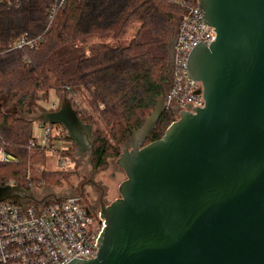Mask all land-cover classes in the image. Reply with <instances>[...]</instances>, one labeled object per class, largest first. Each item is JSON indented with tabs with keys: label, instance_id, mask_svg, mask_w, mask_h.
<instances>
[{
	"label": "water",
	"instance_id": "95a60500",
	"mask_svg": "<svg viewBox=\"0 0 264 264\" xmlns=\"http://www.w3.org/2000/svg\"><path fill=\"white\" fill-rule=\"evenodd\" d=\"M198 3L217 34L210 45L199 41L187 62L205 106L181 112L144 145L166 110L174 36L161 97L117 160L127 178L102 211L98 254L67 264H264V0ZM38 120L63 125L76 155L93 156V124L71 98ZM36 199L17 185L0 187V202Z\"/></svg>",
	"mask_w": 264,
	"mask_h": 264
},
{
	"label": "trees",
	"instance_id": "16d2710c",
	"mask_svg": "<svg viewBox=\"0 0 264 264\" xmlns=\"http://www.w3.org/2000/svg\"><path fill=\"white\" fill-rule=\"evenodd\" d=\"M51 6L52 0H0V105L24 114L0 109V146L15 158L0 161V187L13 182L31 190L34 183L53 185L75 172H28L37 154L44 157L40 149L29 148L34 125L29 114L51 91L77 97L80 119L93 124L94 170L119 156L120 146L143 126L161 97L166 46L184 12L171 0H67L51 20ZM23 36L36 40L35 47L12 48ZM177 119V111L165 110L147 144ZM62 156L75 163L74 153Z\"/></svg>",
	"mask_w": 264,
	"mask_h": 264
},
{
	"label": "built area",
	"instance_id": "2783aa9c",
	"mask_svg": "<svg viewBox=\"0 0 264 264\" xmlns=\"http://www.w3.org/2000/svg\"><path fill=\"white\" fill-rule=\"evenodd\" d=\"M67 0H52V20ZM183 8L176 31L174 58L170 84L166 87V110L193 112L205 106L202 83L194 79L187 67L191 50L199 43L210 45L216 40V31L203 21V10L198 0H171ZM36 40L21 37L12 48L35 47ZM71 141L61 124L35 121L30 149L54 153L57 163L64 167L70 160L62 154L71 153ZM0 161L13 162L0 146ZM12 184V183H10ZM36 197L27 204L0 202V264H67L72 259L95 258L105 224L101 214L94 218L88 213L78 195ZM46 198L44 201H42Z\"/></svg>",
	"mask_w": 264,
	"mask_h": 264
},
{
	"label": "rangeland",
	"instance_id": "374dc122",
	"mask_svg": "<svg viewBox=\"0 0 264 264\" xmlns=\"http://www.w3.org/2000/svg\"><path fill=\"white\" fill-rule=\"evenodd\" d=\"M133 31L130 32L129 36L132 35ZM65 97H69L71 98L72 102H73V106L74 108L77 110L78 107V103H79V99L77 97H75L73 94L68 93L66 90H64L60 95H57L54 91H51L50 95H49V99L47 101H39L38 105L33 107V112L29 114L30 117H32L35 121H38V116L40 115V113H42L43 111L46 110H53L51 109L54 106V109H57L60 104L61 101L65 98ZM0 109H3L4 111H6L7 113L13 115V116H21L24 115L21 111H19L18 108L14 107V106H9L6 107L4 105H0ZM131 134L127 137V139H130ZM72 142V141H71ZM128 142L127 140L125 141V143ZM123 143L120 146V153L122 152ZM72 144V143H71ZM69 145V144H68ZM76 145V144H75ZM71 147V145H69ZM32 150H37V149H32ZM42 151L44 154L40 155L37 154V156H35L29 164V168H28V172L31 176H38L41 174L42 171H50V172H58L59 170H64V171H73L75 170V172L66 176H62L59 177V181L53 185H42V184H37L34 183V185L31 187V190L29 191H33L35 192V195L38 194H42L44 193L43 188L48 189L47 191L49 192H56V195H59V197L62 196H70V195H76L74 194V186L71 187L70 185L75 183L76 181V177L78 175V169H77V164H79V166L81 164L84 163V165L88 168V170H92L91 166H88V164L90 163V158H87L83 155H76L77 152V146H75V148L73 149V147H71V151L74 152L75 151V163L69 162L68 165L62 167L57 163L56 160V156L54 155V153L46 150H39ZM118 156L112 157L111 159H109L107 166L102 169V170H98L97 173H102L100 177H105L106 174H109L110 171H114L118 168V164H117V160H118ZM85 168V167H84ZM85 168V169H87ZM126 179L125 174L118 176V178L115 181V188L118 189L119 185ZM12 184H14L13 182H10ZM70 184V185H69ZM15 185V184H14ZM39 191V192H37ZM50 195V194H49Z\"/></svg>",
	"mask_w": 264,
	"mask_h": 264
},
{
	"label": "flooded vegetation",
	"instance_id": "af4514ba",
	"mask_svg": "<svg viewBox=\"0 0 264 264\" xmlns=\"http://www.w3.org/2000/svg\"><path fill=\"white\" fill-rule=\"evenodd\" d=\"M51 109H54V106ZM129 140L130 139H127L128 142L124 144L122 152L119 153L118 158L124 152L125 148H129L131 150V148L129 147V142H130ZM71 143H72L71 147H73V142ZM146 144H147V140L145 141L144 145ZM71 153L75 154V151L74 152L71 151ZM84 156L90 158V163L88 164V166H91L92 157H93V156L91 157V153L88 152L84 154ZM84 167L87 168L84 165V163L81 164L80 166L79 164H77L78 175L76 177L77 179L75 180L76 182L69 185L71 187L74 186V194L80 197L82 203L87 208L88 213L92 215L94 218H97L99 214H102V211L105 207H108L112 202H114L116 199L121 197L119 193V187L121 184L117 189L115 188V181L118 178V176L124 175L125 172L120 166H118L116 170L110 171V173L106 174L105 177H100L102 173H97V171L94 170L93 168L92 170H88V168L85 169ZM47 190L48 189L43 188L42 191H44V193L42 194L37 193L36 197H42L49 194L50 195L57 194L56 192H49Z\"/></svg>",
	"mask_w": 264,
	"mask_h": 264
}]
</instances>
